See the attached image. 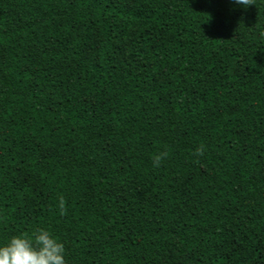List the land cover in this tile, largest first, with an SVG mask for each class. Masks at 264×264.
I'll use <instances>...</instances> for the list:
<instances>
[{
	"label": "trees",
	"instance_id": "obj_1",
	"mask_svg": "<svg viewBox=\"0 0 264 264\" xmlns=\"http://www.w3.org/2000/svg\"><path fill=\"white\" fill-rule=\"evenodd\" d=\"M249 4L0 0V243L44 228L66 264H264Z\"/></svg>",
	"mask_w": 264,
	"mask_h": 264
},
{
	"label": "clouds",
	"instance_id": "obj_2",
	"mask_svg": "<svg viewBox=\"0 0 264 264\" xmlns=\"http://www.w3.org/2000/svg\"><path fill=\"white\" fill-rule=\"evenodd\" d=\"M244 7L249 0H232ZM161 158L154 159L159 166ZM61 207L63 200L60 201ZM64 243L52 232L38 228L30 235L17 234L0 243V264H66Z\"/></svg>",
	"mask_w": 264,
	"mask_h": 264
}]
</instances>
